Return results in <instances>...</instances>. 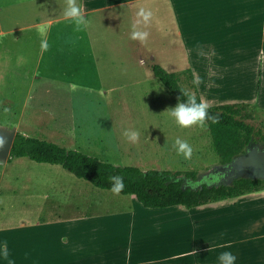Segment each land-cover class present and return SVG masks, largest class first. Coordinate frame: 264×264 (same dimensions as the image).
<instances>
[{"label":"rangeland","instance_id":"obj_1","mask_svg":"<svg viewBox=\"0 0 264 264\" xmlns=\"http://www.w3.org/2000/svg\"><path fill=\"white\" fill-rule=\"evenodd\" d=\"M58 1L60 0H43L42 4L48 7L41 13L40 20H53L52 29H65L64 36L48 34V48L41 61H38L37 55L42 37H32L30 53H34V56L23 75L28 80L25 81L26 84H30L27 110L30 106L35 108L37 104L41 105V102L45 104L50 100L61 101V129L56 130L60 140L55 139V132L49 131L48 128L37 130L38 133L32 131L35 135L28 131L29 136L69 149L75 145L76 148L79 147L78 151L104 162L136 167L143 171H196L200 177H204L208 170L219 166V158L212 149L206 125L179 127L170 113L165 112L179 102L153 77L144 64L145 57L150 56L166 72L175 74L184 87H187L190 75L193 77L189 60L192 55L196 63L203 65L210 73H221V70H224L223 62L216 58L217 55L220 57L222 52L216 50L214 56L211 51L216 35L196 33V30L195 33L190 32L189 19L185 18V15L193 13V10L188 13L190 9L185 3V11H182L184 16L176 18L173 17L167 0H109L101 8L85 14L88 26L82 31H77L75 23L64 16L66 0L60 1L61 6ZM77 3L82 4L81 0H77ZM140 8L153 13L150 25L143 28L150 33L145 44L129 38ZM56 19L59 20L54 22ZM210 20L213 21L214 17ZM32 22L31 20L30 24ZM70 28L72 33L68 31ZM33 32L34 30H31L30 34ZM210 40H213L212 43H207ZM230 40L231 36L226 35L221 43L228 45ZM64 41L79 45L78 51L86 46V57H76V51L68 48L58 51L61 55L55 60L49 57L52 45L55 42L64 44ZM199 41L205 42L202 47L208 48H198ZM67 53H73V57L67 60ZM200 78L202 82L205 80ZM72 84L77 85L75 90L71 88ZM16 85L19 88L16 101L20 105L27 85L24 83L21 87V83H13L14 88ZM83 87L93 88L96 92L88 94L81 89ZM40 89L44 90L41 92L53 91L52 94L60 98L38 99L37 93H40ZM78 92H84L86 95ZM221 97H229V92L226 91ZM247 111L251 115L249 123L264 135V112L252 105H249ZM0 125L16 128L11 115L4 112H0ZM32 125L37 128L38 123L35 121ZM71 127H76L77 130H71ZM126 130L139 133L137 143L133 144L127 140L123 135ZM17 131L22 133L26 129ZM42 133H45L46 137H43ZM69 133L74 136V143H70L72 139L68 138ZM177 139L187 141L192 147L191 158L186 159L183 154H178V147H174ZM256 145H260V142ZM263 191L264 189L260 192ZM236 199L238 198L220 202L229 203ZM135 203L131 195H116L111 190L97 189L88 182L75 178L58 165L39 164L27 158H13L5 165H0L2 241H5L7 235L17 236L21 240L22 231L31 226L56 222L57 215L68 220L106 217L101 226L104 229L100 233L101 237H95L96 244L104 252L116 256L119 253L122 256L125 248L131 245L132 234L124 228L128 216L117 215L134 211ZM225 205L226 208L230 206ZM202 207L204 206L198 207L199 210ZM198 208L185 209L176 206L153 211L159 213L161 220L166 221L164 227L170 228L176 222V215H184L182 217L186 218L190 211ZM206 212L209 219L217 218L221 214L213 215V210ZM138 218L149 217L147 214L143 217L138 214ZM184 223L185 232L188 234L190 229L191 234H194L191 223L187 220ZM218 227L217 222H207L205 238L201 235L198 238V241L202 242L198 243L199 246L203 243L208 245L209 243L203 240L207 241L209 238L217 242L221 233L217 230ZM187 234L183 240L185 247L191 246ZM227 237H230L229 233L222 234V238ZM135 240L133 235V241ZM143 240L145 247L149 249L156 238L148 234ZM238 247L245 248V245ZM113 260L110 259L109 264H116Z\"/></svg>","mask_w":264,"mask_h":264},{"label":"crops","instance_id":"obj_2","mask_svg":"<svg viewBox=\"0 0 264 264\" xmlns=\"http://www.w3.org/2000/svg\"><path fill=\"white\" fill-rule=\"evenodd\" d=\"M42 2L43 0H0V112L11 115L17 130L26 129L25 132L22 131L25 136H29L28 133L34 130L48 128L55 132V139H59L56 130L61 129V101L50 100L49 105L48 102H41V105L37 104L35 108L30 106L27 110L30 84H26L28 80L24 78L23 71L29 67L34 56V53H30V46L33 45L30 39H46L51 33L63 37L66 31L62 28L52 29L53 20H40L41 13L48 7ZM107 2L109 0H81L84 15L101 8ZM185 3L190 9L188 13L193 10V13L185 15L189 19L190 32L195 33L196 30V33L215 34L212 54L216 56V50L222 52L220 57L216 56L223 62L224 70L221 73H210L203 65L196 63L193 55L189 57L200 100L208 102L209 107L237 103L252 105L264 112V0H167L173 17L183 15ZM212 16L213 21L210 20ZM31 20L33 22L30 24ZM31 30H34L32 34ZM68 31L72 33L71 28ZM226 35L231 36L228 45L221 43ZM211 41L213 40L207 43L211 44ZM197 43L200 45L198 48H208L202 47L205 42ZM52 47L48 56L54 60L61 55L58 51L64 48L76 51V57L81 58L86 57L88 51L86 46L78 51L79 45L72 41H64V44L55 42ZM39 49L37 59L41 61L45 50L41 48V44ZM225 50L228 52L225 53ZM71 57L73 53H67V60ZM200 77L205 80L202 82ZM15 82L21 83V87L24 83L27 85L20 105L16 101L19 88L18 85L14 88ZM81 89L88 94L96 92L93 88ZM39 91L38 99L60 98L52 94L53 91ZM226 91L229 92V97L222 98ZM84 92L78 93L85 94ZM35 121L38 123L37 128L32 125ZM70 129L77 130L76 127ZM68 135L72 139L70 143H74V136L70 133ZM42 136L46 137V134L42 133ZM61 143L65 144L62 140ZM70 149L78 151L79 147L74 145ZM237 198L229 203H212L213 205L204 206L200 210L197 207L198 209L188 213L187 219L182 217L184 215H176V222L170 228L164 227L166 221L161 220L159 213L135 203L134 211L117 215L128 216L124 228L132 234L131 245L125 248L122 256L119 253L116 256L104 252L96 244L95 237H101L100 233L104 231L101 226L106 217L68 220L57 215L56 222L31 226L22 231L21 240L17 236L7 235V258L3 254L5 241L0 237V264H109L110 259H114L116 264H220L218 257L223 252H231L236 257L235 264H264V191ZM225 204L230 206L226 208ZM207 210H213V215L221 214L217 218L209 219L210 217H206ZM138 214L142 217L147 214L149 218L139 219ZM131 218L134 220H130ZM186 220L191 223L194 234H191L190 229L188 234L185 232ZM207 222H217V230L221 233L217 242L209 238L207 241L203 240L208 245L203 243L199 246L201 241L198 238L200 235L205 238ZM228 233L230 237L222 238V234ZM148 234L156 238L149 249L145 247L143 240ZM185 234L188 235L187 240H191L189 247L183 245ZM242 244L245 248L238 247Z\"/></svg>","mask_w":264,"mask_h":264},{"label":"trees","instance_id":"obj_3","mask_svg":"<svg viewBox=\"0 0 264 264\" xmlns=\"http://www.w3.org/2000/svg\"><path fill=\"white\" fill-rule=\"evenodd\" d=\"M144 64L178 102L187 100L181 90L194 95L197 103L201 101L191 75L187 87H184L175 74L166 72L150 56L145 57ZM248 107L247 104L235 103L211 106L208 109L210 116L219 117L218 123L209 120L206 127L220 165H228L235 156L245 153L257 142L264 147V135L249 123L251 115L247 111ZM13 158H27L39 164L58 165L75 178L101 190L111 189L110 176H121L124 179V188L119 194L131 195L136 203L151 210L175 206L192 209L264 189V180L238 178L229 185L215 186L209 181L214 174L200 178L196 171H143L131 166L114 167L97 157L53 142L28 137L20 132L15 135L7 162Z\"/></svg>","mask_w":264,"mask_h":264},{"label":"clouds","instance_id":"obj_4","mask_svg":"<svg viewBox=\"0 0 264 264\" xmlns=\"http://www.w3.org/2000/svg\"><path fill=\"white\" fill-rule=\"evenodd\" d=\"M67 7L64 10V16L72 20L76 25L77 31H82L83 28L88 26V21L85 19L83 6L77 3V0H66ZM153 19V13L150 10L140 8L137 12V19L132 26V31L130 34V39L133 41H139L141 44H145L148 41L150 33L143 30L147 28ZM143 26V27H141ZM43 35V33H42ZM41 48L46 50L48 48V43L46 39H42ZM71 88L75 90L77 85H71ZM181 93L187 97L185 102H179L174 108L168 109L165 112H169L174 118L176 124L181 128H190L193 126L204 127L207 121L212 123H218V116L209 115V103L201 100L197 103L196 97L189 94L187 91L181 90ZM123 135L127 140L133 144L137 143L139 140V133L135 131H125ZM174 147H178V154H183L184 157L191 158L193 149L187 143L177 139L175 141ZM114 167L117 165H113ZM109 181L111 183V192L119 195L124 188V179L121 176H110ZM4 257L7 258L8 252L6 251L7 242L4 244ZM220 264H235L236 257L231 252H223L218 257Z\"/></svg>","mask_w":264,"mask_h":264},{"label":"water","instance_id":"obj_5","mask_svg":"<svg viewBox=\"0 0 264 264\" xmlns=\"http://www.w3.org/2000/svg\"><path fill=\"white\" fill-rule=\"evenodd\" d=\"M17 132L18 131L15 127L9 128L0 125V165H5L7 163L10 150ZM235 163L241 164L239 167L240 171L234 173L227 180L219 181L218 183L214 184L215 186H219L220 184L229 185L233 180L238 178L264 180V150L256 151L254 149L249 154L245 152L243 154L235 156L228 165L231 166ZM227 168L228 166L219 165L208 170L205 175L209 176L218 172L224 173Z\"/></svg>","mask_w":264,"mask_h":264},{"label":"flooded vegetation","instance_id":"obj_6","mask_svg":"<svg viewBox=\"0 0 264 264\" xmlns=\"http://www.w3.org/2000/svg\"><path fill=\"white\" fill-rule=\"evenodd\" d=\"M256 150V151H261L264 150V147L260 146V145H253L250 146L245 152L246 153H251L252 150ZM240 165L238 163L232 164L231 166L229 165H224V166H228L227 170L224 173H220L218 172L217 174H214L213 176H211L209 178V181L211 182V184H216L219 181H224L227 180L229 177H231L234 173L239 172L240 170Z\"/></svg>","mask_w":264,"mask_h":264}]
</instances>
